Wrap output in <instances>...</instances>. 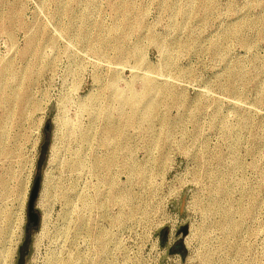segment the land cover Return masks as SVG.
<instances>
[{"label":"rangeland","instance_id":"rangeland-1","mask_svg":"<svg viewBox=\"0 0 264 264\" xmlns=\"http://www.w3.org/2000/svg\"><path fill=\"white\" fill-rule=\"evenodd\" d=\"M0 264H264V0H0Z\"/></svg>","mask_w":264,"mask_h":264},{"label":"water","instance_id":"water-1","mask_svg":"<svg viewBox=\"0 0 264 264\" xmlns=\"http://www.w3.org/2000/svg\"><path fill=\"white\" fill-rule=\"evenodd\" d=\"M41 188V178H37L33 190L31 192L30 201H29V219L30 222L37 226L39 224V215L36 212V201L38 199ZM188 228L184 229V235L187 234Z\"/></svg>","mask_w":264,"mask_h":264},{"label":"bare ground","instance_id":"bare-ground-1","mask_svg":"<svg viewBox=\"0 0 264 264\" xmlns=\"http://www.w3.org/2000/svg\"><path fill=\"white\" fill-rule=\"evenodd\" d=\"M20 99H21V98H20ZM21 101H22V100H21ZM20 103L22 104V102H20ZM13 255H14V254H13ZM13 255H12V256H13Z\"/></svg>","mask_w":264,"mask_h":264}]
</instances>
